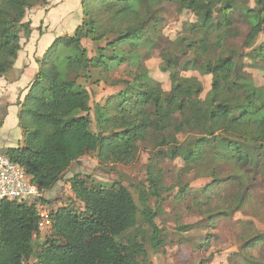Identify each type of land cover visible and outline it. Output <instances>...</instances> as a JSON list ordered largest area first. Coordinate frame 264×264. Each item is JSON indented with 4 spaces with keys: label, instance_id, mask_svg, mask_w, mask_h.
Instances as JSON below:
<instances>
[{
    "label": "trees",
    "instance_id": "1",
    "mask_svg": "<svg viewBox=\"0 0 264 264\" xmlns=\"http://www.w3.org/2000/svg\"><path fill=\"white\" fill-rule=\"evenodd\" d=\"M168 1L195 20L188 23L190 35L183 33L161 54L163 68L170 72L171 88L166 91L137 52L162 34ZM48 4L49 0H0V78L13 68L22 38L33 32L32 22L26 20L29 10ZM81 4L83 21L74 34L58 37L37 59L38 72L20 102L22 144L2 153L25 168L42 194L51 192L72 165L89 154H97L101 163L130 164L149 143L167 149L163 158L182 159L186 173L213 170L215 184L220 181L216 170L233 163L237 177L249 187L243 178L264 168L259 167L264 159V87L256 85L242 59L251 57L253 67L264 68V0ZM241 16L250 27L237 46L230 40L239 35L236 23ZM85 39L97 46L93 56ZM188 53L184 68L212 75V88L204 98L201 80L182 75L175 65L179 55ZM124 63L135 65L131 79L109 81L106 74ZM94 73L95 81L121 89L96 103L93 116L92 95L82 80L92 79ZM157 164L150 168L156 170ZM77 178L72 181L82 207L71 203L51 210L52 232L44 240L39 239L44 195L0 200V264H154L149 249L157 252L166 245L156 219L163 212V192L171 191L162 175L150 178L149 191H141L139 202L122 183ZM186 194H179L181 200ZM151 196L161 199L157 208L149 203ZM246 196H240V206ZM254 240L250 246L264 237Z\"/></svg>",
    "mask_w": 264,
    "mask_h": 264
},
{
    "label": "rangeland",
    "instance_id": "2",
    "mask_svg": "<svg viewBox=\"0 0 264 264\" xmlns=\"http://www.w3.org/2000/svg\"><path fill=\"white\" fill-rule=\"evenodd\" d=\"M37 8L39 6L34 10ZM34 10H29L26 20L34 18L36 14ZM162 14V34L156 37L158 40L154 41V44L139 48L137 54L144 57L150 76L162 83L163 88L168 91L171 88L170 72L164 70L161 54L183 33L190 35L188 23L194 21L195 16L190 12L180 11L177 5L169 1L166 7L164 6ZM249 24L250 22L244 17H239L236 23L239 35L230 42L241 46L245 34L249 31ZM261 41H264V36ZM83 44L93 56L97 46L86 39L83 40ZM190 57V53L179 55L175 59V65L182 69V75L196 76L201 80L204 86L202 94L204 98L212 88V75L190 66L184 68L183 62ZM242 63L252 75L256 85L264 87V68L253 67L251 57L248 56L242 59ZM134 66L132 63H124L106 76L109 77V81L131 79L135 73ZM93 76L88 81L83 79L82 83L91 92L94 116L95 104L104 103L108 97L121 89V86L104 81L97 82L95 79L98 74L94 73ZM165 151L167 149L160 150L153 143L143 144L137 159L130 164L101 163L97 154H89L81 158L80 162L74 163L62 181L44 195V205L49 211L71 203L81 208L82 204L75 196L76 187L72 181L73 177H78L77 179L81 181L86 178L91 182L105 184L122 183L130 189L139 202L141 191H149L150 178L159 173L162 175L163 184L172 192H163V196L166 197L163 202V212L156 219L163 230L166 245L157 252L149 249L154 264H264V240L250 246V241L256 237H264V168L261 167L264 165V159L259 164L261 168L258 167L257 174L248 172L243 178L250 183V186L246 187L247 185H243L237 177L240 173L234 169L233 163L225 164L216 170L220 181L215 184L213 170H194L186 173L181 170L183 160L163 158L162 154ZM154 163H158L156 170L150 168ZM182 185L187 186L184 188L185 192L181 191ZM181 192L187 193L186 199L181 200L179 196ZM245 192L247 195L245 203L240 206V196ZM195 197L198 202L192 203ZM149 203L157 208L161 199L151 196ZM40 230V240H44L52 232L50 228H40Z\"/></svg>",
    "mask_w": 264,
    "mask_h": 264
},
{
    "label": "crops",
    "instance_id": "3",
    "mask_svg": "<svg viewBox=\"0 0 264 264\" xmlns=\"http://www.w3.org/2000/svg\"><path fill=\"white\" fill-rule=\"evenodd\" d=\"M34 11V18L28 19L32 22L31 36L22 38V48L13 68L0 78V154L22 144L20 102L38 72L37 59L47 54L58 37L74 34L83 21L81 0H49L48 5Z\"/></svg>",
    "mask_w": 264,
    "mask_h": 264
},
{
    "label": "built area",
    "instance_id": "4",
    "mask_svg": "<svg viewBox=\"0 0 264 264\" xmlns=\"http://www.w3.org/2000/svg\"><path fill=\"white\" fill-rule=\"evenodd\" d=\"M45 195L31 182L25 168L13 162L6 154H0V200H32ZM40 228L52 229L50 211L44 203L39 205Z\"/></svg>",
    "mask_w": 264,
    "mask_h": 264
}]
</instances>
